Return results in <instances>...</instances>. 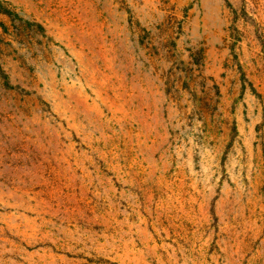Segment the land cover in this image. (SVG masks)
Segmentation results:
<instances>
[{"label":"rangeland","instance_id":"obj_1","mask_svg":"<svg viewBox=\"0 0 264 264\" xmlns=\"http://www.w3.org/2000/svg\"><path fill=\"white\" fill-rule=\"evenodd\" d=\"M0 264H264V0H0Z\"/></svg>","mask_w":264,"mask_h":264}]
</instances>
